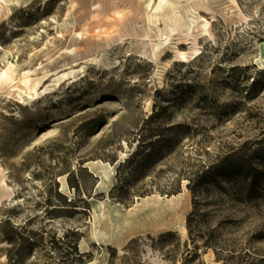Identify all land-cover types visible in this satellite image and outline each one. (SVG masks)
<instances>
[{
  "label": "rangeland",
  "instance_id": "rangeland-1",
  "mask_svg": "<svg viewBox=\"0 0 264 264\" xmlns=\"http://www.w3.org/2000/svg\"><path fill=\"white\" fill-rule=\"evenodd\" d=\"M6 1L0 70L56 72L75 46L102 62L0 96V264H264V0ZM85 21L98 45L73 40ZM226 157L253 160V200L196 182Z\"/></svg>",
  "mask_w": 264,
  "mask_h": 264
},
{
  "label": "bare ground",
  "instance_id": "bare-ground-1",
  "mask_svg": "<svg viewBox=\"0 0 264 264\" xmlns=\"http://www.w3.org/2000/svg\"><path fill=\"white\" fill-rule=\"evenodd\" d=\"M6 2H7L6 0H0V8H3L5 5H7ZM145 3L147 7H154L155 9L154 12L158 13L161 9H164V7L169 5L170 1L169 0H146ZM124 13L125 12L123 10L114 9L112 11L113 16L107 17V19L120 20L123 18ZM68 14L69 13L66 14L65 18L68 17ZM157 16L158 15H154V17H157ZM92 17L95 18L96 14H92L91 18ZM110 24L112 27H116L118 23L113 22ZM170 31H173V28H171ZM60 36L65 37L64 32H61ZM163 36L164 38H166V35H163L162 33L158 34V39H157L158 45L163 43L162 42ZM104 37H105V33L95 32V29L93 30L91 28L88 21H85L84 23H82L81 27L75 30L74 35H72V38L74 41L94 40V43L97 45L100 43V40L103 39ZM149 39H150L149 35L145 34L144 37L141 38L136 43L135 52L133 53L135 55L145 57L148 61H152L155 59V55L152 49L150 48L151 42L149 41ZM182 44L183 42H179V45H182ZM158 45H157V48H158ZM259 47H260L261 60H263L264 59V43H261ZM95 48L98 49L97 46ZM103 49L104 48H101V50ZM90 51L91 49H87V48L78 49L76 46L69 48L65 51V54H64L65 56H64V59L62 60L63 64H61L60 70L56 72L47 71L46 73L40 76H36L35 74H33L32 70L18 71L16 70L14 64L10 62L4 68L0 70V96L3 93L7 92L8 94L17 97L23 102L30 101L38 97L40 94L47 92L48 86L50 84L46 85L45 83L52 75H55L53 80L56 84H61L63 81L67 79L70 80V82H73L76 80V77L73 75V73L76 70L74 69L65 70V69L76 66L81 62H85L89 65L102 62V58H98V56L88 57V54L90 53ZM157 54H159V52ZM83 58L85 59L84 61L78 62L80 59H83ZM183 59H185V54L181 52L179 61ZM83 68L84 67L82 66L79 69V71H82ZM41 88L42 90H40ZM0 184L3 187H7L3 178H0ZM177 227L182 228L183 222L178 223Z\"/></svg>",
  "mask_w": 264,
  "mask_h": 264
},
{
  "label": "trees",
  "instance_id": "trees-1",
  "mask_svg": "<svg viewBox=\"0 0 264 264\" xmlns=\"http://www.w3.org/2000/svg\"><path fill=\"white\" fill-rule=\"evenodd\" d=\"M155 115L150 116V120ZM257 152V158L264 159L263 155ZM137 155V153L135 154ZM146 156H150V151L146 153ZM134 159H127L128 163L133 162ZM149 159H141L138 161V167L145 165ZM129 165V164H128ZM137 167V168H138ZM256 167L252 159H218L216 162L207 166L201 173L196 175V182L206 183L211 182L219 184L220 182L228 183L232 187H236L239 190V195H242L241 199L244 201L253 200L258 194V182L254 173ZM193 192V189L190 188ZM191 212L187 217V226L190 227ZM190 229V228H189Z\"/></svg>",
  "mask_w": 264,
  "mask_h": 264
}]
</instances>
